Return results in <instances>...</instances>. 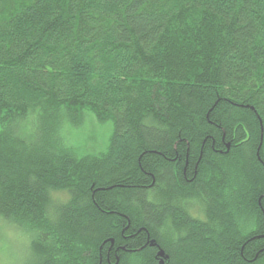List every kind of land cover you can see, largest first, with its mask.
I'll return each instance as SVG.
<instances>
[{
    "label": "trees",
    "instance_id": "16d2710c",
    "mask_svg": "<svg viewBox=\"0 0 264 264\" xmlns=\"http://www.w3.org/2000/svg\"><path fill=\"white\" fill-rule=\"evenodd\" d=\"M0 213L42 264H264V0H0Z\"/></svg>",
    "mask_w": 264,
    "mask_h": 264
},
{
    "label": "clouds",
    "instance_id": "9594fccd",
    "mask_svg": "<svg viewBox=\"0 0 264 264\" xmlns=\"http://www.w3.org/2000/svg\"><path fill=\"white\" fill-rule=\"evenodd\" d=\"M41 229L16 213H0V264H42Z\"/></svg>",
    "mask_w": 264,
    "mask_h": 264
},
{
    "label": "rangeland",
    "instance_id": "374dc122",
    "mask_svg": "<svg viewBox=\"0 0 264 264\" xmlns=\"http://www.w3.org/2000/svg\"><path fill=\"white\" fill-rule=\"evenodd\" d=\"M111 133L110 122L99 124L93 115L86 113L84 124L78 128L65 126L62 138L66 145L78 150L80 154L83 152L98 155L106 150ZM59 197L63 198L64 196ZM193 214L197 215L196 212Z\"/></svg>",
    "mask_w": 264,
    "mask_h": 264
},
{
    "label": "bare ground",
    "instance_id": "6f19581e",
    "mask_svg": "<svg viewBox=\"0 0 264 264\" xmlns=\"http://www.w3.org/2000/svg\"><path fill=\"white\" fill-rule=\"evenodd\" d=\"M190 212V211H189ZM192 213V212H191ZM191 213H190V215H191ZM193 214V213H192ZM193 218V217H192Z\"/></svg>",
    "mask_w": 264,
    "mask_h": 264
}]
</instances>
